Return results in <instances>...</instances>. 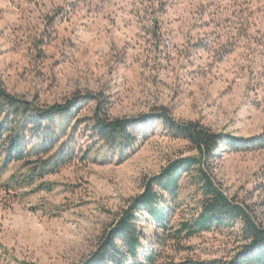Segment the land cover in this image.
Wrapping results in <instances>:
<instances>
[{"label": "rangeland", "instance_id": "obj_1", "mask_svg": "<svg viewBox=\"0 0 264 264\" xmlns=\"http://www.w3.org/2000/svg\"><path fill=\"white\" fill-rule=\"evenodd\" d=\"M153 1L166 0H0L6 91L40 108L96 98L65 122L62 140L75 128L71 164L18 190L5 184L25 169L1 170L0 159V264H85L146 179L194 154L152 120L122 164L91 160L86 125L97 108L110 120L164 108L215 133L264 131V0H168L159 19L146 16ZM27 139L36 142L29 133ZM222 151L208 164L212 176L264 227V150ZM180 187L174 226L193 216L201 198L191 175ZM149 221L142 214L138 225L150 241L156 226ZM240 229L237 223L191 239L192 251L176 260L227 259L243 245Z\"/></svg>", "mask_w": 264, "mask_h": 264}, {"label": "trees", "instance_id": "obj_2", "mask_svg": "<svg viewBox=\"0 0 264 264\" xmlns=\"http://www.w3.org/2000/svg\"><path fill=\"white\" fill-rule=\"evenodd\" d=\"M167 2L150 3L144 8L146 16L151 14L153 19H159L156 15L166 12ZM95 100L89 95L80 97L77 103L68 101L64 105L40 108L9 94L0 82L1 170L7 164H21L25 169L24 173L12 175L5 185L22 190L32 185L36 177L42 180L71 164L74 149L69 137L75 128L62 140L67 128L65 122L79 113L80 103ZM88 121V137L93 145L86 154L89 158L92 154L91 160L97 162L122 164L136 150L139 137L147 134L151 121L159 123L172 139L187 142L194 154L172 161L158 175L146 179L144 192L129 201L127 209L103 236L98 251L85 264H264V227L257 223L247 206L224 193L208 165L223 152V147L235 153L264 150V131L252 137L215 133L199 122L178 121L164 108L148 117L110 120L100 107ZM27 133L36 142L28 140ZM184 174L192 176L201 198L193 216L174 226L172 215L180 208L177 200ZM45 186L50 188V185ZM142 214L156 226L150 241L138 225ZM237 223L241 224L243 245L233 256L210 261L190 257L176 260V255L192 251L186 246L187 241L215 230L232 228ZM170 252L175 255L171 256Z\"/></svg>", "mask_w": 264, "mask_h": 264}]
</instances>
